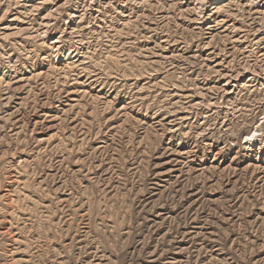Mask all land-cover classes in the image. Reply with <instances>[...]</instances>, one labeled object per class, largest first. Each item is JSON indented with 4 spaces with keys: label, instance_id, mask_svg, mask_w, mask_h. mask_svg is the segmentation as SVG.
<instances>
[{
    "label": "rangeland",
    "instance_id": "374dc122",
    "mask_svg": "<svg viewBox=\"0 0 264 264\" xmlns=\"http://www.w3.org/2000/svg\"><path fill=\"white\" fill-rule=\"evenodd\" d=\"M263 5L0 0V264H264Z\"/></svg>",
    "mask_w": 264,
    "mask_h": 264
},
{
    "label": "bare ground",
    "instance_id": "6f19581e",
    "mask_svg": "<svg viewBox=\"0 0 264 264\" xmlns=\"http://www.w3.org/2000/svg\"><path fill=\"white\" fill-rule=\"evenodd\" d=\"M258 2L260 1V2H263L264 0H257ZM258 4V3H257ZM264 6V5H263ZM57 42V41H56Z\"/></svg>",
    "mask_w": 264,
    "mask_h": 264
}]
</instances>
